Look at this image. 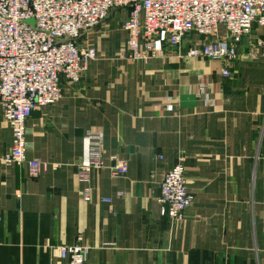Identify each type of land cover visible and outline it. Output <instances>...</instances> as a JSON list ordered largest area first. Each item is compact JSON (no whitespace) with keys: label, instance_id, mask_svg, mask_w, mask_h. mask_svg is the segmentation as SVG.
<instances>
[{"label":"crops","instance_id":"0c3cea01","mask_svg":"<svg viewBox=\"0 0 264 264\" xmlns=\"http://www.w3.org/2000/svg\"><path fill=\"white\" fill-rule=\"evenodd\" d=\"M128 17L127 8L114 11L81 39L97 59L28 120L27 156L47 168L34 178L27 166L0 164V264H69L59 247L79 236L92 248L87 264H264V55L256 46L264 27L253 26L233 64L173 51L144 63L125 57ZM225 35L221 26L184 45ZM200 75L213 84L215 107L196 98ZM168 97L171 111L161 102ZM91 129L105 133V168L86 202L76 167ZM11 146L0 109V155ZM113 157L126 161L127 175L112 173ZM178 162L194 195L181 222L162 216L158 202Z\"/></svg>","mask_w":264,"mask_h":264},{"label":"built area","instance_id":"2783aa9c","mask_svg":"<svg viewBox=\"0 0 264 264\" xmlns=\"http://www.w3.org/2000/svg\"><path fill=\"white\" fill-rule=\"evenodd\" d=\"M123 8L129 10L125 57L135 62L148 63L173 51L180 59L233 64L253 26L264 27V0H0V109L12 129L11 149L0 155V164L27 166L34 178L47 168L27 156V122L37 107L62 99L64 84L81 82L90 62L97 59L96 48H82L81 39ZM221 26L225 36L186 49L184 42L190 36L216 37ZM256 46L264 55V42ZM256 55L251 53L253 58ZM231 69V65L226 67L223 76L230 77ZM212 88L200 75L196 98L209 107L216 106ZM172 101L168 97L161 102L171 111ZM104 142L101 129L88 130L84 137L85 154L76 167V180L83 185L80 193L86 202L92 197L93 174L105 168ZM110 170L115 176H125L128 164L113 157ZM160 190L161 215L183 221L194 202L183 162L167 172ZM91 250L82 236L73 245L59 247L61 259L69 264H87Z\"/></svg>","mask_w":264,"mask_h":264}]
</instances>
